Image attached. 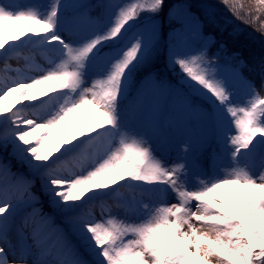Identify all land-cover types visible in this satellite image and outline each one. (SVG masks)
I'll use <instances>...</instances> for the list:
<instances>
[{
	"label": "snow or ice",
	"instance_id": "snow-or-ice-1",
	"mask_svg": "<svg viewBox=\"0 0 264 264\" xmlns=\"http://www.w3.org/2000/svg\"><path fill=\"white\" fill-rule=\"evenodd\" d=\"M220 3L264 45V0ZM190 8L0 2V150L26 169L0 157V264H264V59L218 63L205 24L244 30Z\"/></svg>",
	"mask_w": 264,
	"mask_h": 264
},
{
	"label": "trees",
	"instance_id": "trees-1",
	"mask_svg": "<svg viewBox=\"0 0 264 264\" xmlns=\"http://www.w3.org/2000/svg\"><path fill=\"white\" fill-rule=\"evenodd\" d=\"M220 9V13L232 19L233 25L238 26L243 29V33L239 36L238 39H233L228 35V32L231 31V26H229L228 30L221 34L220 30L214 25L205 24L204 32L206 34H212L217 43L212 45L209 50V55H214L217 52L218 46L220 42H224L226 44L227 51L226 53L221 54V61L225 62L223 59L224 55L231 56L233 53H238L239 58L245 61V64L249 67L258 66L259 62L264 59V45H261L259 42V33L255 32V30L242 23L239 20H236L230 12H228L224 5L220 3V0H212ZM170 2H186L191 5L190 11L196 13L201 20H204L206 12L211 11L210 8H206L203 0H170ZM245 3L250 2V0H244ZM217 16L219 14L218 11H215ZM251 33L253 37H256L257 40L253 41L248 34ZM164 65V56L161 57L158 65L157 71H159ZM16 64H13V67H16ZM244 75L249 76L250 79H256V77L252 76L247 68L243 69ZM264 95V92L261 93ZM6 105L8 103H5ZM11 148H9L8 152H4L0 150V157L10 160L12 164L13 171H26V169L21 168L17 162L10 155ZM39 190V182H37V191ZM44 200L43 211L45 213H52V209L47 204V199L42 197Z\"/></svg>",
	"mask_w": 264,
	"mask_h": 264
},
{
	"label": "rangeland",
	"instance_id": "rangeland-1",
	"mask_svg": "<svg viewBox=\"0 0 264 264\" xmlns=\"http://www.w3.org/2000/svg\"><path fill=\"white\" fill-rule=\"evenodd\" d=\"M204 1L209 5V7L211 8V10H212V9H214V10L217 9V8H216V7L210 2V0H204ZM0 2L8 3V2H10V0H0ZM19 2H20V3H30V2H32V0H19ZM192 13H193V12H192ZM193 14L196 15L195 13H193ZM196 16H197V15H196ZM163 28H164L165 31H167V28H168V22H167L166 19L163 21ZM206 36H211V35H206ZM211 37H212V36H211ZM164 60H165V66H164L163 70L159 73V75H160L162 78L167 79V80L170 81L171 83L175 84V83H176V80H177L176 72H178L179 69H176V72H172L170 69H168V68L166 67V63H167V62H166V57H164ZM37 62L43 64V63H44V60H43V58L38 57V58H37ZM218 63L223 64V62H220V61H218ZM4 103H9V101L6 100ZM183 134H184V133H183V130H182V129L177 130V131H176V138H177V140H179V139L183 136ZM53 135H55V133H53ZM49 145H51V142H49ZM221 191L224 192V194H225L226 197L228 196V193H227L226 190L221 189ZM230 202H231V201H230ZM99 211H100L99 208H96V209H95V212L97 213V215L99 214ZM17 221H19V216L17 217ZM57 223H60V219H59V217H57Z\"/></svg>",
	"mask_w": 264,
	"mask_h": 264
}]
</instances>
